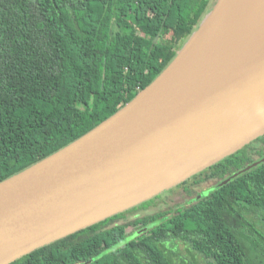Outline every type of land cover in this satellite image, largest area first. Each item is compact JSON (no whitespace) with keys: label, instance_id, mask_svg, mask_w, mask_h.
<instances>
[{"label":"trees","instance_id":"16d2710c","mask_svg":"<svg viewBox=\"0 0 264 264\" xmlns=\"http://www.w3.org/2000/svg\"><path fill=\"white\" fill-rule=\"evenodd\" d=\"M213 2L0 0V180L122 107ZM262 156L264 134L182 182L189 192L209 183L187 203L106 227L116 214L9 264H264V162L221 183ZM137 224L144 231L126 240Z\"/></svg>","mask_w":264,"mask_h":264},{"label":"water","instance_id":"95a60500","mask_svg":"<svg viewBox=\"0 0 264 264\" xmlns=\"http://www.w3.org/2000/svg\"><path fill=\"white\" fill-rule=\"evenodd\" d=\"M263 134L264 0H214L122 107L0 180V264L131 209Z\"/></svg>","mask_w":264,"mask_h":264},{"label":"rangeland","instance_id":"374dc122","mask_svg":"<svg viewBox=\"0 0 264 264\" xmlns=\"http://www.w3.org/2000/svg\"><path fill=\"white\" fill-rule=\"evenodd\" d=\"M164 37H170L172 35V29H171V24L168 23L166 26V29L164 30L163 33ZM182 45V44H181ZM180 45V46H181ZM178 50V49H177ZM188 184V183H187ZM187 184H178L176 186L171 187L170 189H167L160 194L156 195L155 197L137 205L128 210L126 213H124L123 216L118 217L114 221L110 222L107 226H111L115 223H121V222H126V221H132L134 218L137 217H143L145 215H156L159 212L169 210L173 208L177 204H184L187 203L188 201L192 200L195 196L193 194H184L183 193V186H186ZM191 185V184H190ZM209 183H202L201 187L198 188V191L200 189H206L208 188ZM141 227L140 224L137 225H130L127 227V235H126V240L131 239L135 235L139 234L143 229H138L135 231V229ZM135 231V232H134ZM176 252L180 255H185L187 253V250H185L180 243L179 240H176ZM175 245V243H174ZM173 243L167 242L166 246L170 249L173 248ZM168 249V250H169ZM175 250V247L173 248Z\"/></svg>","mask_w":264,"mask_h":264},{"label":"flooded vegetation","instance_id":"af4514ba","mask_svg":"<svg viewBox=\"0 0 264 264\" xmlns=\"http://www.w3.org/2000/svg\"><path fill=\"white\" fill-rule=\"evenodd\" d=\"M204 183H206V182H204ZM204 183H203V184H204ZM207 183H208V182H207ZM180 184H181V183H180ZM201 184H202V183H201ZM201 184H200V185H199V184H198V185H197V184H196V185H193L192 188L190 189L191 192H189L188 189H184V188H183V189H184V190H183V193H184V194H186V193H187V194H193V193H195L194 196L197 197V196L199 195V191H198V189L196 188V186H199V188H200V187H201ZM194 190H195V191H194ZM192 192H193V193H192ZM128 210H130V209H128ZM128 210L124 211V213H126ZM137 218H139V217H137ZM135 219H136V218H134V220H135ZM132 221H133V220H132ZM126 222H130V221H126ZM111 226H112V225H111ZM106 227H108V226H106ZM144 228H145V226H142V225H141V227L135 229V231L138 230V229H143V230L141 231V232H143V231H144ZM135 231H134V232H135ZM126 232H127V231H126ZM141 232H140V233H141Z\"/></svg>","mask_w":264,"mask_h":264}]
</instances>
